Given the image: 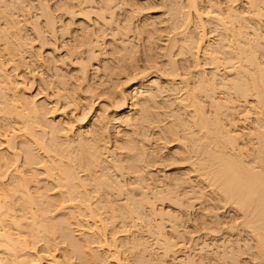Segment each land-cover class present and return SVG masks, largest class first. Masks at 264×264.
Returning <instances> with one entry per match:
<instances>
[{
    "label": "bare ground",
    "instance_id": "bare-ground-1",
    "mask_svg": "<svg viewBox=\"0 0 264 264\" xmlns=\"http://www.w3.org/2000/svg\"><path fill=\"white\" fill-rule=\"evenodd\" d=\"M5 1L6 54L36 42L47 81L33 102L0 61V113L23 130L9 176L19 155L0 130L14 151L0 153V264L26 262L33 239L53 235L82 263L101 262L72 236L82 210L48 216L74 201L89 217L95 205L137 221L122 245L139 261L152 238L164 259L187 241L175 264H235L246 251L264 264V0Z\"/></svg>",
    "mask_w": 264,
    "mask_h": 264
},
{
    "label": "rangeland",
    "instance_id": "rangeland-1",
    "mask_svg": "<svg viewBox=\"0 0 264 264\" xmlns=\"http://www.w3.org/2000/svg\"><path fill=\"white\" fill-rule=\"evenodd\" d=\"M5 0H1L0 1V14H2L1 12L2 11H5ZM2 7V8H1ZM2 15H0V30L2 31V33H4L3 35H6L7 37H9L7 34L8 32L6 30H4V26H3V23H4V20L3 18H1ZM3 26V27H2ZM3 29V30H2ZM6 33V34H5ZM0 39V61L4 64L3 66V69L5 71L6 74H8L12 80H15L19 83V86L20 84L21 85V91L19 92V95L23 94L24 97L32 100L33 102H41L43 100V95L45 96V91L43 92L41 90V86L42 85V79H45V81H47V76H46V73L43 71V68H41L38 60L36 61V57H34L33 54H38L37 53V48H35L36 46V42H31L32 43V48L29 50V52L25 53H20L18 54V51H17V54L15 56H18L15 58V56H9L6 54V51L4 50V47H5V43H9L11 44L13 42V39L12 38H7V39ZM3 41H5L3 43ZM4 44V45H3ZM3 45V46H2ZM52 48H51V47ZM50 49H53V44L50 43L49 46H48ZM50 49H47V48H43L40 49L38 52L40 55H50ZM48 50V52L46 51ZM31 51V52H30ZM41 51V52H40ZM5 52V53H4ZM36 52V53H35ZM43 52V54H42ZM58 52V53H57ZM64 52V49L62 50L60 47L58 48V50L55 52L56 55H62L63 56V53ZM30 53L32 54V56L30 55ZM6 54L7 56L5 57ZM23 54V55H22ZM20 55V56H19ZM29 56V57H28ZM31 56V57H30ZM9 60H8V59ZM24 60H22V59ZM21 59V60H20ZM8 60V61H7ZM33 60V61H32ZM9 62V63H8ZM38 62V63H37ZM12 63V64H11ZM33 63V64H32ZM23 64V65H21ZM27 67H26V66ZM40 66V67H39ZM36 68V69H35ZM41 68V69H40ZM35 70V71H34ZM42 70V71H41ZM7 71V72H6ZM39 71V72H38ZM43 73V74H42ZM37 75V76H36ZM41 78H40V77ZM41 82V83H40ZM41 90V91H40ZM3 95L5 96V98L7 100H10L9 98L11 97V92L8 91V93L6 92V90H1ZM4 91V92H3ZM18 93V92H17ZM10 95V96H9ZM18 95V94H17ZM9 96V97H8ZM30 96V97H29ZM42 99V100H41ZM19 102V101H17ZM15 102L14 105L17 107V111L20 110L21 108V104L20 102L17 103ZM17 103V104H16ZM19 108V109H18ZM50 116V115H49ZM7 117V116H6ZM6 117H3L0 113V130H5V128H8V129H11L10 133L12 134H9L11 136V139H13V142L16 143V148L19 150V143L20 141L23 139L22 138V134H23V130L21 131V128H22V124L20 123L21 122V119L17 118V117H14V115H10L8 116L7 118ZM10 117V118H9ZM14 117V118H13ZM49 118V117H48ZM5 119V120H4ZM10 119V120H9ZM17 120V121H15ZM19 120V121H18ZM19 122V123H18ZM10 123V124H9ZM18 125V126H17ZM7 129V130H8ZM35 129L37 130V128L35 127ZM0 131V132H1ZM16 131V132H15ZM21 133V134H20ZM3 137H0V153H8L7 155L9 156L12 155V152L14 151H11L12 149H9V145L7 143L4 142V138L2 139ZM3 140V141H2ZM5 143V144H4ZM8 146V148H7ZM9 149V150H8ZM17 149L15 150V153H18V158H16V163L14 161V164L13 166L11 165V168L10 170H8V176L9 175H12V173H14V167H20L21 166V161L23 159V155H22V152L20 151V153L17 151ZM16 165V166H15ZM21 168V167H20ZM18 168V169H20ZM12 172V173H11ZM10 173V174H9ZM35 174V177L39 180H42L45 176L43 174H41L40 170L39 171H35L34 172ZM5 176L3 179H2V182L3 184L7 181L8 179V176ZM38 176H41V177H38ZM44 176V177H43ZM43 177V178H42ZM41 178V179H40ZM38 187L41 188L43 187V185L45 186V183L44 182H38ZM42 185V186H41ZM48 188H50V186H47ZM42 189V188H41ZM41 189L39 191H41ZM52 190V191H50ZM48 190L45 194L48 196L49 199H55L56 198V194L57 192L60 190V189H50ZM43 193V192H42ZM48 193V194H47ZM139 197V196H138ZM136 198V199H139V198ZM47 198V199H48ZM96 200V197L95 196H89L88 197V202L92 203V204H95V200ZM75 203L74 202H69V203H65L64 205H62L63 208H58L56 211L54 212H51L50 215L48 214L49 217H51L52 220H58V219H61V218H64L66 216V213H75L77 215V213L79 214V211L82 210V212H80V214H82L81 216H79V218L75 221L77 222V224L79 222H81L80 225L82 226H77L76 228H71L72 231V236L75 240L81 242L82 240H84L83 238H86L87 241H88V249L91 253H94V254H99V256H101L102 258V261L101 262H97V263H93V264H161L162 261L166 262L167 264H175L176 263V260L182 256V252L184 251L182 248V242L184 240H181V239H176L175 241L177 242V245L174 246L173 250H174V254H169V256H166L165 259L161 257V252H160V249L158 248V245L154 242V241H151L152 238H148L146 240V246H148V249L147 248V253L144 252L142 253L143 255H145L144 257V260L145 262L148 261L147 263L143 262V261H139L137 259V256H136V253L134 254L133 252H128V250H125V247L124 245H122L123 243L122 242H125L126 238H131L132 236H134L139 230V225L140 224H137V221L135 220H130L129 218H126V219H123V217L121 218V216H118V214L116 213V216L115 217H112V215L110 213H108L107 210H105L106 208H95V205H92L90 210L92 211V215L89 217L87 216V210L84 211V209H80V208H73V204ZM72 206V207H71ZM73 208V209H72ZM227 208V209H226ZM80 209V210H79ZM182 209V208H181ZM185 208H183L182 210H184ZM78 210V212H77ZM69 211V212H68ZM226 211V213H224ZM230 213H229V212ZM85 212V214H84ZM185 212V210H184ZM224 213V214H223ZM229 213V215H228ZM79 214V215H80ZM217 214H219L220 216V219L219 221L221 222H225L227 221L225 217H228L230 215H232V212L231 210L228 209V207H221L219 209V211L217 210ZM65 215V216H64ZM75 215V216H76ZM74 216V215H73ZM78 216V215H77ZM109 216V217H108ZM222 216V217H221ZM61 217V218H60ZM224 217V218H223ZM108 218V219H107ZM116 218V219H115ZM112 219V220H110ZM115 220V221H114ZM117 220V221H116ZM79 221V222H78ZM132 221V222H131ZM109 222V223H108ZM87 224V225H86ZM189 224V223H188ZM186 224V226L188 225ZM79 225V224H78ZM185 225V224H184ZM167 226V225H166ZM105 227H108V228H105ZM88 228V229H87ZM91 228V229H90ZM112 228V229H111ZM99 230V231H98ZM104 230V231H103ZM177 230H180L182 231V229L179 227ZM78 231V232H77ZM87 231V232H86ZM77 232V233H76ZM109 232V233H108ZM221 232V233H220ZM219 234H226V230L222 229L220 230ZM146 233V232H145ZM144 233V234H145ZM84 234V235H83ZM104 234V235H103ZM84 237H83V236ZM101 235V236H99ZM104 236V237H103ZM114 236V237H111ZM144 236H147V234H145ZM83 237V238H82ZM103 239H102V238ZM192 237H196V235H192ZM41 238V237H39ZM37 238L36 239H33V247H31L32 249L29 250V258L26 259V262H22V264H26L28 261H35L37 258H38V264H84L82 263L76 256H73V254H71L70 252V249H69V245L68 243H66V241H64L63 239L59 238V236L57 235H53V237L51 238L52 242H50L51 245H47V242L43 240V238L39 239ZM89 238V239H88ZM145 238V237H144ZM81 239V240H80ZM44 242H43V241ZM64 242H63V241ZM104 240L106 242H104ZM115 243H114V242ZM181 241V242H180ZM46 242V244H44ZM103 242L105 244H103ZM148 242V243H147ZM186 242V243H184ZM183 244L185 245H188L187 244V241H184ZM180 246H179V244ZM151 244V246H150ZM47 245V246H46ZM54 245V246H53ZM112 246V247H111ZM126 246V245H125ZM153 246V247H152ZM179 246V248L177 247ZM50 247V248H49ZM52 247V248H51ZM54 247V248H53ZM108 249H107V248ZM186 248L188 246H185ZM158 249V250H157ZM180 249V250H179ZM177 250V251H175ZM182 250V251H181ZM149 251V252H148ZM153 251V252H152ZM180 251V252H178ZM70 252V253H69ZM160 252V253H159ZM66 253V254H65ZM153 253V254H152ZM125 254V255H124ZM131 254V255H130ZM152 254V255H151ZM181 254V255H180ZM135 255V256H134ZM150 255L152 257H150ZM132 256V257H131ZM72 257V258H71ZM168 257V258H167ZM170 257V258H169ZM238 260H242L243 262H238V263H235V264H255V261L251 258L250 256V251H246L245 253L243 254H240L238 255ZM154 258V259H153ZM173 258H175V260H172ZM1 259H5V256L3 253H1V250H0V260ZM153 259V260H152ZM162 259V260H161ZM171 259V260H170ZM244 259V260H243ZM150 260V261H149ZM154 260H156L154 262ZM158 260V261H157ZM139 263H138V262ZM152 261V262H151ZM2 263V261H0ZM63 262V263H62ZM137 262V263H136ZM151 262V263H150ZM160 262V263H159ZM245 262V263H244ZM29 264H35L34 262H31Z\"/></svg>",
    "mask_w": 264,
    "mask_h": 264
}]
</instances>
